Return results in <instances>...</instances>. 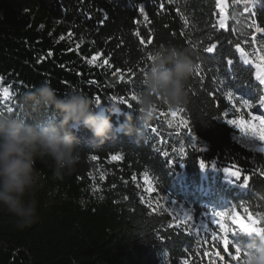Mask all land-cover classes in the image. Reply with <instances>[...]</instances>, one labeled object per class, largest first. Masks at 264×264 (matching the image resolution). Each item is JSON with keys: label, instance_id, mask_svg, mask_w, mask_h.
Segmentation results:
<instances>
[{"label": "trees", "instance_id": "1", "mask_svg": "<svg viewBox=\"0 0 264 264\" xmlns=\"http://www.w3.org/2000/svg\"><path fill=\"white\" fill-rule=\"evenodd\" d=\"M225 17L227 27L221 29ZM256 27L264 28V0H0V112L20 113L21 97L47 82L59 96L76 90L95 101L100 97L98 110L111 116L115 128L130 117L142 129L139 137L116 131L99 148H93L88 129L73 130L82 158L63 180L53 177L50 162L37 161L41 180L31 198L38 219L18 227L0 210V264H244L243 254L232 260L222 244L214 246L203 226L218 232L209 209L230 211L235 204L242 218L247 207L259 220L256 226L264 227V151L245 143L226 123L250 120L249 111L264 115L259 107L264 87L255 63L245 64L235 47L239 43L249 60L255 59L252 54L264 47V32ZM211 43L218 48L210 54L205 49ZM162 44L190 47L199 57L189 102L176 108L183 109L195 140L175 127L177 118L164 104L143 123L138 99H132L145 90L148 55ZM228 93L253 104V110L235 112ZM111 105L119 106V114L108 111ZM56 118L51 111L42 116L45 122ZM181 144L182 158L172 152ZM116 154L124 158L112 160ZM92 155L98 159L92 161ZM201 159L209 167L201 170ZM233 163L251 177L248 187L223 172ZM183 210L193 216L187 223ZM177 214L179 227L169 228L177 223L170 215ZM225 223L236 229L229 233L233 244L250 235L229 218ZM229 250L235 254L231 245Z\"/></svg>", "mask_w": 264, "mask_h": 264}, {"label": "clouds", "instance_id": "2", "mask_svg": "<svg viewBox=\"0 0 264 264\" xmlns=\"http://www.w3.org/2000/svg\"><path fill=\"white\" fill-rule=\"evenodd\" d=\"M151 55L146 87L138 97L143 123L153 117L157 104L172 109L188 104V85L199 59L192 48L172 44L154 48ZM20 103V113L0 114V210L14 217L18 227L38 219L37 203L31 198L41 180L37 161L50 162L53 177L63 180L81 160L83 151L73 130L88 129L93 148L102 147L116 131L137 137L142 132L131 124L130 117L115 128L111 116L98 110L93 98L76 90L59 96L47 82L25 93ZM48 111L57 118L45 122L42 116ZM108 111L116 115L120 109L111 105ZM244 233L250 235L233 244L241 249L244 264H264V233Z\"/></svg>", "mask_w": 264, "mask_h": 264}, {"label": "snow or ice", "instance_id": "3", "mask_svg": "<svg viewBox=\"0 0 264 264\" xmlns=\"http://www.w3.org/2000/svg\"><path fill=\"white\" fill-rule=\"evenodd\" d=\"M218 3H219V0H218ZM161 7H163V5H161ZM220 7L223 8L224 5L220 4ZM254 7H255V5H254ZM144 11L145 10L143 7L139 8V12L141 13V15H144ZM177 11H179V10H177ZM144 18L147 19V16L144 15ZM105 19H107L106 16H105ZM225 20H226V17L221 18L219 20V26L221 29H225L227 27ZM255 24H256V22L253 21V25H255ZM256 32H258V33L264 32V28L256 27ZM137 35H139V33H137ZM252 39H253V42H255L256 37H253ZM148 43L150 44V43H152V41L149 40ZM140 44L144 45L145 41L143 39H141ZM235 47H236V50L239 53H241V55L244 57V63L245 64L255 63L256 69H257L256 79L261 85H264V47H261L259 49L260 54L258 56H256L255 52L252 54L253 56H255V59H253V60H249V58H248L249 54L247 52H245L244 48L241 47V45L239 43H237ZM217 48H218V45L216 43H211L205 49V51L207 53L211 54V53H214L217 50ZM49 55H51V52H49ZM92 59L95 60L96 57H93ZM148 59L152 60L151 54L148 55ZM105 63L107 64L108 61L105 60ZM232 63H233V60L229 58L227 60V64L231 65ZM198 70H199V66H198ZM113 75H115V73H113ZM128 76L129 77L133 76V73L131 70H129ZM124 79H125L124 76H121V80L123 81ZM90 83H94V82L90 81ZM5 95L6 96L8 95L7 91L5 92ZM209 95H214V94L209 93ZM132 99L136 100V99H138V97H136L134 95L132 97ZM226 100H227V103L230 104L231 107L237 113L240 112L242 109H245V108H247L249 110H253V104L249 103L247 100L235 98L232 93L227 94ZM96 102L98 105L100 104V97H96ZM121 102L124 103L126 101L122 100ZM237 105H239V106H237ZM218 107H219V105H218ZM259 107L264 108V99L259 100ZM7 111L11 112L12 109L8 108ZM154 111H156V109H154ZM168 111L173 118H177V122L175 124V127L176 128H182L192 140H195V137L192 136V129H191L188 121L186 119H183V116H182L183 109L173 110L172 108H169ZM0 114H2V112H0ZM160 115H161V117H164L165 114L163 112H161ZM223 115L225 117H227L228 112L225 111L223 113ZM248 115L251 116L250 120L244 119L243 117L229 118L226 120V123L231 125L232 127H234L236 130H238V132L242 136L254 137V138L260 140L261 142H264V115H253L252 111H249ZM172 124H173L172 120H169V126L170 127L172 126ZM157 131H158V129H155V128L152 129L153 133H155ZM161 143H164V141H161ZM262 151H264V149H262ZM172 152L181 158L186 155L185 146L183 144H181L178 149L174 147L172 149ZM163 155L165 157H168L169 152L163 151ZM123 158L124 157L121 154H116V155H113L111 157L112 160H122ZM90 159L92 161H96L98 159V157L96 155H92L90 157ZM199 166L201 169H205V168L209 167V165L206 164L205 160H203V159L199 160ZM211 167L215 168L216 163L212 162ZM222 170L229 177H231L233 181L242 182V186L248 187V183H249V180L251 179V177L248 175H245L243 170L241 169V167L238 164H235V163L230 164L228 166L223 167ZM261 175H264V173H261ZM132 179L136 180L137 177L133 176ZM144 179H145V183H149V177H148L147 173H145ZM149 192L154 196L155 195V188L153 187V188L149 189ZM170 203H176V202L171 201ZM148 206L150 208H152L151 203H149ZM241 207H243V205ZM157 208L163 209L165 212H167V209L164 208L163 205L157 204ZM153 211L155 212L156 209H153ZM209 212H210V215L212 217L210 223L212 225L217 226L218 232L212 230L208 224H205L203 226L204 231L211 233V238L215 242L214 246L217 244L223 245V251L228 253V255L231 257L232 260H238L239 257L241 256V254H243V253L241 252V249L238 247H235L232 243V240L229 239V233L230 232L233 233L236 229L235 228H229L228 224L225 223L226 218L230 217L231 224L238 226L239 230H241L243 232L264 233V227H257L256 226L259 223V220L253 218V213H251L247 207H244L245 216L243 218L241 217L240 212L237 210V206L235 204L231 205L230 211H218L216 209H209ZM172 218H175L177 220V223L176 224H169L168 227L169 228H178L179 227V221H180L179 215L178 214L175 216L170 215V219H172ZM192 219H193V216L191 214V210H183L184 223H187L188 221H190ZM260 219L264 220V216H261ZM230 245L235 249V254H232V252L229 250ZM216 255H217V257H220L219 253H216ZM220 258L223 259L222 257H220ZM185 264H186V262H185Z\"/></svg>", "mask_w": 264, "mask_h": 264}, {"label": "rangeland", "instance_id": "4", "mask_svg": "<svg viewBox=\"0 0 264 264\" xmlns=\"http://www.w3.org/2000/svg\"><path fill=\"white\" fill-rule=\"evenodd\" d=\"M255 67H256V65H255ZM263 87H264V85H263ZM238 136L245 143H247L250 146L256 147L258 150L262 151V149H264V142H261L260 140L254 138V137L242 136L240 133L238 134ZM229 219H230V217H229Z\"/></svg>", "mask_w": 264, "mask_h": 264}]
</instances>
